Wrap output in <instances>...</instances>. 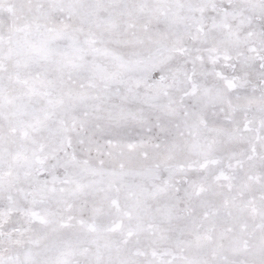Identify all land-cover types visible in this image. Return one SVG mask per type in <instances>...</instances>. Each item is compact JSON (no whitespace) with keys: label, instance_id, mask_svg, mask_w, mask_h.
<instances>
[{"label":"snow or ice","instance_id":"snow-or-ice-1","mask_svg":"<svg viewBox=\"0 0 264 264\" xmlns=\"http://www.w3.org/2000/svg\"><path fill=\"white\" fill-rule=\"evenodd\" d=\"M0 264H264V0H0Z\"/></svg>","mask_w":264,"mask_h":264}]
</instances>
